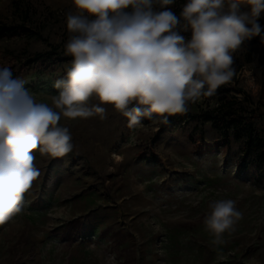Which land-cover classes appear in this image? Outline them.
I'll return each mask as SVG.
<instances>
[{"label": "rangeland", "instance_id": "rangeland-1", "mask_svg": "<svg viewBox=\"0 0 264 264\" xmlns=\"http://www.w3.org/2000/svg\"><path fill=\"white\" fill-rule=\"evenodd\" d=\"M186 2L166 7L179 17ZM70 12L72 0H0V26L17 28L0 37V68L53 107V85L72 61L65 54ZM181 34L190 39L191 30ZM37 54L43 66L22 68ZM232 55L231 82L167 123L153 114L129 127L112 105H101L103 120L62 117L73 150L57 158L33 153L40 175L21 212L0 224V264H264V162L247 143L245 124L264 132V42L246 40ZM49 56L64 61L49 66ZM221 102L233 105L219 121H205ZM231 112L247 116L235 131L225 124ZM228 199L243 217L216 243L204 220L213 202Z\"/></svg>", "mask_w": 264, "mask_h": 264}, {"label": "clouds", "instance_id": "clouds-1", "mask_svg": "<svg viewBox=\"0 0 264 264\" xmlns=\"http://www.w3.org/2000/svg\"><path fill=\"white\" fill-rule=\"evenodd\" d=\"M174 0H72L65 54L72 57L66 76L54 87V105L37 102L25 81L0 68V224L22 210L24 194L40 171L36 150L53 158L73 150L69 120L106 118L112 105L129 127L153 114L167 117L188 111V103L212 96L231 82L232 53L260 37L264 0H187L179 17ZM161 10H156L155 6ZM242 5L248 10L243 11ZM191 30L190 39L181 32ZM95 96L99 103L89 105ZM206 228L223 234L243 217L234 200L210 205Z\"/></svg>", "mask_w": 264, "mask_h": 264}, {"label": "trees", "instance_id": "trees-1", "mask_svg": "<svg viewBox=\"0 0 264 264\" xmlns=\"http://www.w3.org/2000/svg\"><path fill=\"white\" fill-rule=\"evenodd\" d=\"M14 29H17V28L13 27V26H6V25L0 26V37L10 33ZM43 58H44V56L42 54L34 55L33 57L26 59L22 63V68H28V67L34 66V65L43 66L44 65L43 62L46 61ZM48 59H50L49 66L54 65L56 63H62L64 61L60 58H55V59L50 58V56L48 57ZM12 74L16 78V74L14 72ZM232 105L233 104L230 102H221L219 104V106L214 108L209 115L205 116V118H204L205 121H219V120H217V119H219V116H217L219 114V112H220V115H222L223 111L226 108L229 109L230 107H232ZM254 115L255 114H252L251 117L253 118ZM227 116H228V120L226 121L225 124L228 127H232L234 131L238 129L241 120L247 119V116H241V114H240V116H236L235 113H232V112ZM223 120H224V118L220 117V123H224ZM245 124L247 125V129L249 130L246 133L247 143L252 145L255 148L256 157H257L258 161L264 162V132L261 135L253 134V132L251 130V123H250V121H248V119H247ZM236 135H237V133H236ZM223 137L226 141L229 140V136L227 134H224Z\"/></svg>", "mask_w": 264, "mask_h": 264}]
</instances>
